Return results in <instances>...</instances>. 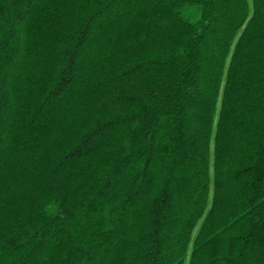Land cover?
<instances>
[{
  "label": "trees",
  "instance_id": "trees-1",
  "mask_svg": "<svg viewBox=\"0 0 264 264\" xmlns=\"http://www.w3.org/2000/svg\"><path fill=\"white\" fill-rule=\"evenodd\" d=\"M0 264H264V0H0Z\"/></svg>",
  "mask_w": 264,
  "mask_h": 264
}]
</instances>
